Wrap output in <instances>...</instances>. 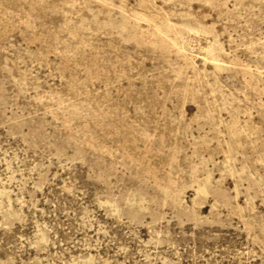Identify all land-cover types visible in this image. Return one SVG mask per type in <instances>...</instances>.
<instances>
[{
  "label": "rangeland",
  "instance_id": "374dc122",
  "mask_svg": "<svg viewBox=\"0 0 264 264\" xmlns=\"http://www.w3.org/2000/svg\"><path fill=\"white\" fill-rule=\"evenodd\" d=\"M0 264H264V0H0Z\"/></svg>",
  "mask_w": 264,
  "mask_h": 264
}]
</instances>
